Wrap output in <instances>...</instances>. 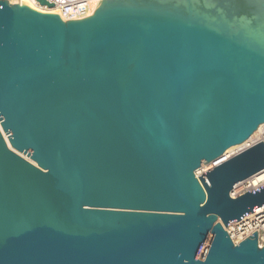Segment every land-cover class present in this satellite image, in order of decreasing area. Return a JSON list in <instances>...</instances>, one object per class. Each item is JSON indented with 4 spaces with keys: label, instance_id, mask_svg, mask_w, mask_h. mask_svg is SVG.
Returning a JSON list of instances; mask_svg holds the SVG:
<instances>
[{
    "label": "water",
    "instance_id": "1",
    "mask_svg": "<svg viewBox=\"0 0 264 264\" xmlns=\"http://www.w3.org/2000/svg\"><path fill=\"white\" fill-rule=\"evenodd\" d=\"M93 2L0 0V126L35 163L0 131V264H264L225 230L264 143L195 177L264 124V3Z\"/></svg>",
    "mask_w": 264,
    "mask_h": 264
},
{
    "label": "built area",
    "instance_id": "2",
    "mask_svg": "<svg viewBox=\"0 0 264 264\" xmlns=\"http://www.w3.org/2000/svg\"><path fill=\"white\" fill-rule=\"evenodd\" d=\"M8 1V0H7ZM45 4H41L39 0H29V2L37 7L56 11L63 21L69 20H80L91 15L92 11L95 9V2L89 7L87 2L97 1V0H43ZM262 142L264 143V125L259 129L257 135L246 142L245 146L242 148H237L229 153L226 151L218 158L210 161L206 164H201L200 168L195 171V177L206 173L207 171L213 169L219 164L227 161L233 156L239 154L240 152L250 148L251 146ZM228 150V149H227ZM198 179V178H197ZM264 185V169L258 173L236 183L233 185L229 192V196L235 199L246 192H250L255 187H261ZM228 236L232 240L233 244H238L239 242L246 239L252 233L257 231V244L258 247H262L264 244V206L256 209L254 212L243 217L239 221L229 225L225 228Z\"/></svg>",
    "mask_w": 264,
    "mask_h": 264
},
{
    "label": "bare ground",
    "instance_id": "3",
    "mask_svg": "<svg viewBox=\"0 0 264 264\" xmlns=\"http://www.w3.org/2000/svg\"><path fill=\"white\" fill-rule=\"evenodd\" d=\"M30 3V2H29ZM30 5L32 6V7H34L35 9H37V10H39V11H43V12H53V11H51L50 9L49 10H47V9H43V8H40V7H37V6H35V5H33V4H31L30 3ZM264 124H261L258 128H257V130L256 131H254V133L244 142V143H242V144H240V145H237V146H233V147H231V148H228V150H226V153H229L230 151H232V150H236L237 148H242V146H245V144H246V142H249L251 139H253L256 135H257V132L259 131V129L263 126ZM0 131H1V133H2V135H3V137H4V139H5V141H6V143H7V145H8V147L10 148V149H12L11 148V146H10V144H9V141H8V139H7V137H6V135H5V133L2 131V129H1V126H0ZM13 150V149H12ZM14 152H16L17 154H19L20 156H22L23 158H25L26 160H28V161H30V162H32L33 164H35L33 161H31L27 156H25L24 154H22L21 152H17V151H15V150H13Z\"/></svg>",
    "mask_w": 264,
    "mask_h": 264
},
{
    "label": "snow or ice",
    "instance_id": "4",
    "mask_svg": "<svg viewBox=\"0 0 264 264\" xmlns=\"http://www.w3.org/2000/svg\"><path fill=\"white\" fill-rule=\"evenodd\" d=\"M8 2L13 6H31L29 0H8ZM251 2V0H249ZM261 3H264V0H260ZM4 5L0 4V8H3Z\"/></svg>",
    "mask_w": 264,
    "mask_h": 264
}]
</instances>
